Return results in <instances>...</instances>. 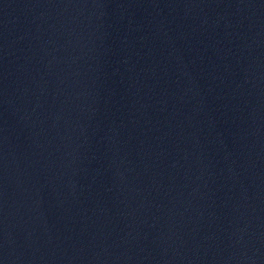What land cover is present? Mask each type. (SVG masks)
Segmentation results:
<instances>
[{
	"label": "water",
	"instance_id": "1",
	"mask_svg": "<svg viewBox=\"0 0 264 264\" xmlns=\"http://www.w3.org/2000/svg\"><path fill=\"white\" fill-rule=\"evenodd\" d=\"M0 264H264V0H0Z\"/></svg>",
	"mask_w": 264,
	"mask_h": 264
}]
</instances>
